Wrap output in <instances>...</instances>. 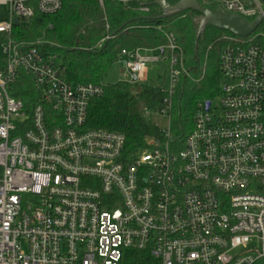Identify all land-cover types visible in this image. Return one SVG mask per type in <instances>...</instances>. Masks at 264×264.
Wrapping results in <instances>:
<instances>
[{
    "label": "built area",
    "instance_id": "2783aa9c",
    "mask_svg": "<svg viewBox=\"0 0 264 264\" xmlns=\"http://www.w3.org/2000/svg\"><path fill=\"white\" fill-rule=\"evenodd\" d=\"M217 4L248 23L264 15V0ZM0 7V264H124L128 251L146 264H264V20L225 38L219 103L198 105L183 147L167 130L132 155L122 134L85 128L103 85L64 82L54 56L13 38L16 21L52 16L60 0ZM119 59L126 82L164 64L168 98L187 75L172 33ZM23 88L26 104L13 96Z\"/></svg>",
    "mask_w": 264,
    "mask_h": 264
},
{
    "label": "trees",
    "instance_id": "16d2710c",
    "mask_svg": "<svg viewBox=\"0 0 264 264\" xmlns=\"http://www.w3.org/2000/svg\"><path fill=\"white\" fill-rule=\"evenodd\" d=\"M120 1L124 5L113 0H102V6L99 0H60L61 9L56 14H36L31 20L20 21L12 35L17 42L54 56L60 78L75 86L102 85L103 77L122 51L163 47L165 34H174L187 75L179 78L172 95L168 98L163 91L167 67L150 85L120 82L103 86V94L89 102L85 128L122 134L126 152L132 155L144 151L150 140L165 141L167 130L168 142L181 149L192 131L198 105L210 102L218 93L219 56L228 44L225 38L231 35L207 27L196 41L201 20L198 13L189 11L162 20L154 0ZM165 1L175 5L180 0ZM196 1L212 13L218 10V0ZM143 8L148 12H142ZM260 31H264L262 26L257 32ZM29 92V88H23L13 96L26 104ZM164 108L170 127L160 130L152 118L160 116ZM146 262L144 253L125 254L124 264Z\"/></svg>",
    "mask_w": 264,
    "mask_h": 264
},
{
    "label": "water",
    "instance_id": "95a60500",
    "mask_svg": "<svg viewBox=\"0 0 264 264\" xmlns=\"http://www.w3.org/2000/svg\"><path fill=\"white\" fill-rule=\"evenodd\" d=\"M154 5L158 7L161 13L160 19L162 20L169 19L189 11L198 13L201 16V20L196 33V41L204 33V30L207 27L225 32L239 39H245L254 33L264 20L263 15L258 17L254 22L248 23L237 16L222 13L219 9L215 13H212L202 8L196 0H180L175 5H169L165 0H154ZM250 5V3H247V6ZM15 23L17 24L18 22L16 21ZM131 82H137L134 75L131 76ZM209 105L210 102L205 103L206 110H208Z\"/></svg>",
    "mask_w": 264,
    "mask_h": 264
},
{
    "label": "rangeland",
    "instance_id": "374dc122",
    "mask_svg": "<svg viewBox=\"0 0 264 264\" xmlns=\"http://www.w3.org/2000/svg\"><path fill=\"white\" fill-rule=\"evenodd\" d=\"M5 14V8L0 7V18H2ZM264 25L262 26V28ZM227 35V34H225ZM166 67L164 64H156V65H148L145 77L143 81L138 82L139 84H146L150 85L155 82V79L158 74H160V71L162 68ZM129 80V77L124 73L122 68V59H118L113 66L106 72L105 76L102 79V85H114L117 83L126 82ZM167 84L164 86L166 87ZM203 98V97H202ZM218 99H219V86H218V93L210 99V102L212 103V109L215 108V106L218 105ZM152 121L160 130H166L169 126V120L167 117L162 116H154L152 118Z\"/></svg>",
    "mask_w": 264,
    "mask_h": 264
},
{
    "label": "crops",
    "instance_id": "0c3cea01",
    "mask_svg": "<svg viewBox=\"0 0 264 264\" xmlns=\"http://www.w3.org/2000/svg\"><path fill=\"white\" fill-rule=\"evenodd\" d=\"M144 77H145V75H144Z\"/></svg>",
    "mask_w": 264,
    "mask_h": 264
}]
</instances>
